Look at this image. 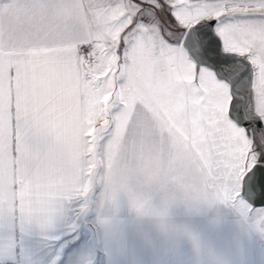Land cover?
I'll list each match as a JSON object with an SVG mask.
<instances>
[{
    "label": "snow or ice",
    "instance_id": "1",
    "mask_svg": "<svg viewBox=\"0 0 264 264\" xmlns=\"http://www.w3.org/2000/svg\"><path fill=\"white\" fill-rule=\"evenodd\" d=\"M130 165L264 224V0H0V214L46 228Z\"/></svg>",
    "mask_w": 264,
    "mask_h": 264
},
{
    "label": "crops",
    "instance_id": "2",
    "mask_svg": "<svg viewBox=\"0 0 264 264\" xmlns=\"http://www.w3.org/2000/svg\"><path fill=\"white\" fill-rule=\"evenodd\" d=\"M103 177L86 209L64 202L46 228L0 214V249H14L12 264H62L81 218L96 264H264V224L196 178L131 165L106 168Z\"/></svg>",
    "mask_w": 264,
    "mask_h": 264
},
{
    "label": "rangeland",
    "instance_id": "3",
    "mask_svg": "<svg viewBox=\"0 0 264 264\" xmlns=\"http://www.w3.org/2000/svg\"><path fill=\"white\" fill-rule=\"evenodd\" d=\"M76 227L70 235V239L74 241L64 252L62 264H96L95 261L98 259L94 238L91 235L92 229L88 228L83 218L79 219Z\"/></svg>",
    "mask_w": 264,
    "mask_h": 264
}]
</instances>
